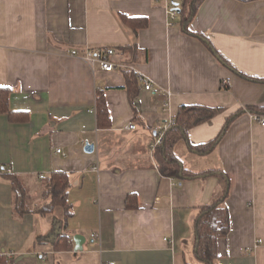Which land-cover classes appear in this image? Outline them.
<instances>
[{
  "label": "crops",
  "instance_id": "obj_1",
  "mask_svg": "<svg viewBox=\"0 0 264 264\" xmlns=\"http://www.w3.org/2000/svg\"><path fill=\"white\" fill-rule=\"evenodd\" d=\"M177 8L171 0H0V86L12 89L15 115L0 114V254L16 264H201L195 219L227 190L230 230L216 262L264 264V125L255 118L264 113L251 111L264 107V81L219 59L264 79V0H204L190 22L200 36L184 31ZM121 15L147 17L148 26L135 33ZM124 45L138 46L134 61ZM101 46L117 48L114 59L152 84L139 78L134 105L125 68L105 71L71 54ZM98 89L111 113L107 129L98 126ZM182 105L217 110L189 130L193 144L220 137L209 153L180 140L175 152L195 175L170 177L153 144ZM209 170L216 173L202 174ZM54 171L72 180L69 249L53 248L52 215H17L7 178L17 175L32 204L42 203Z\"/></svg>",
  "mask_w": 264,
  "mask_h": 264
},
{
  "label": "trees",
  "instance_id": "obj_2",
  "mask_svg": "<svg viewBox=\"0 0 264 264\" xmlns=\"http://www.w3.org/2000/svg\"><path fill=\"white\" fill-rule=\"evenodd\" d=\"M203 1L204 0H182L180 3L176 0H171L173 6L177 4L178 8H180V22L184 26V31L190 35H202L190 29V22L197 14ZM120 18L122 23L133 29L135 33L148 26V19L144 16L121 15ZM209 45L211 49L218 54V51L210 42ZM118 48L129 57V61H134V57L138 54L137 45H124L119 46ZM219 59L247 79L258 80L259 82L264 81L262 78H256L239 71L227 59L220 55ZM129 61L127 64H129ZM123 73L126 79L125 87L129 92L131 103L134 105L135 98L141 89L139 75L129 67L123 69ZM223 86L226 89L230 88V85L228 84H224ZM11 93L12 89L10 87L0 86V114H8L11 119H15L14 112L10 110L9 105ZM96 101L99 128H110L112 126V119L104 89L97 90ZM251 111L264 113V107L251 108ZM216 113V109L205 105L180 106L175 119L171 120L168 128L163 131L164 133L161 142L153 148V156L163 175L170 177L195 175V173L184 168L181 160L175 152V145L180 140L185 139L188 142L190 149L199 153L211 152L217 145L220 136L217 139L200 146L193 144L189 140L188 134L192 127L209 121L216 115ZM214 173H216V171L209 170L202 174L211 175ZM7 178L11 182L15 194V209L17 215L21 216L28 213L52 215V236L55 238L51 241L54 245L53 248L57 250L69 249L71 247V234L68 229V219L73 214L72 203L69 200V190L72 187V180L69 173L65 171L52 172L46 179L45 188V195H49V200L47 202L44 201L35 204H32L33 197L28 194L25 185L17 175L8 174ZM227 196L228 191L226 190L223 197L202 208L195 219V255L201 264H219L216 262V259L218 258V240L221 237H226L230 230V212L225 204ZM56 211H62V213H57ZM45 238L47 237H44V239ZM0 264L16 263L14 262V259L7 254H0Z\"/></svg>",
  "mask_w": 264,
  "mask_h": 264
},
{
  "label": "built area",
  "instance_id": "obj_3",
  "mask_svg": "<svg viewBox=\"0 0 264 264\" xmlns=\"http://www.w3.org/2000/svg\"><path fill=\"white\" fill-rule=\"evenodd\" d=\"M169 14L174 18L177 14V10L175 8H171L169 10ZM118 53L117 48L112 47V46H101V47H87L84 50H78V49H73L71 54L73 56H80L82 57L84 60H86L87 63H89L92 67H96V66H100L103 70L105 71H113L114 69L117 68H131L134 70V66L129 65L127 63H124L122 61H116L114 59V57L116 56V54ZM139 78L141 79V81L143 82V84L145 85L146 89H151L152 88V84L143 76V75H139ZM225 85L227 83H224ZM255 118L260 119L262 125H264V118L260 117V116H256ZM171 122V121H170ZM135 124H131L130 128H135ZM168 128V125L165 126L164 130ZM163 130V131H164ZM163 131L160 132L159 136L157 137L156 141L153 144V148L161 142L162 137H163ZM58 152H61V149H57ZM42 178H44V175H41ZM97 234L93 233V236L95 237ZM107 264H115L114 262L111 263H107Z\"/></svg>",
  "mask_w": 264,
  "mask_h": 264
},
{
  "label": "water",
  "instance_id": "obj_4",
  "mask_svg": "<svg viewBox=\"0 0 264 264\" xmlns=\"http://www.w3.org/2000/svg\"><path fill=\"white\" fill-rule=\"evenodd\" d=\"M95 148L94 143L87 142L85 145V151L87 152H93ZM75 242H76V251L82 250L83 248V236L82 235H76L75 236Z\"/></svg>",
  "mask_w": 264,
  "mask_h": 264
},
{
  "label": "rangeland",
  "instance_id": "obj_5",
  "mask_svg": "<svg viewBox=\"0 0 264 264\" xmlns=\"http://www.w3.org/2000/svg\"><path fill=\"white\" fill-rule=\"evenodd\" d=\"M43 183H45V182L43 181Z\"/></svg>",
  "mask_w": 264,
  "mask_h": 264
}]
</instances>
